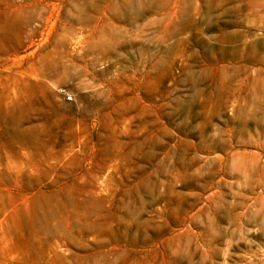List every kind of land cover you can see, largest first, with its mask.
Returning <instances> with one entry per match:
<instances>
[{
	"label": "rangeland",
	"instance_id": "obj_1",
	"mask_svg": "<svg viewBox=\"0 0 264 264\" xmlns=\"http://www.w3.org/2000/svg\"><path fill=\"white\" fill-rule=\"evenodd\" d=\"M0 264H264V0H0Z\"/></svg>",
	"mask_w": 264,
	"mask_h": 264
},
{
	"label": "built area",
	"instance_id": "obj_2",
	"mask_svg": "<svg viewBox=\"0 0 264 264\" xmlns=\"http://www.w3.org/2000/svg\"><path fill=\"white\" fill-rule=\"evenodd\" d=\"M60 91L64 94L67 95L69 100H73V96L69 95V92L65 88H61Z\"/></svg>",
	"mask_w": 264,
	"mask_h": 264
}]
</instances>
